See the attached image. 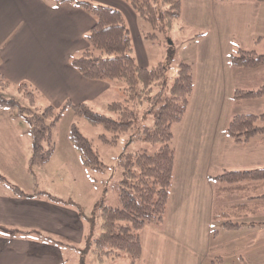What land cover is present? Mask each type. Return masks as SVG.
Returning <instances> with one entry per match:
<instances>
[{"label": "crops", "instance_id": "0c3cea01", "mask_svg": "<svg viewBox=\"0 0 264 264\" xmlns=\"http://www.w3.org/2000/svg\"><path fill=\"white\" fill-rule=\"evenodd\" d=\"M96 1L120 9L137 62L153 65L141 17L125 0ZM261 13L264 2L258 0L180 1L177 28H192L194 33L180 41L178 50L184 55L180 60L192 65L193 87L182 119L171 125L174 163L163 219L141 228L136 264H264V218L243 217L238 226L225 227L212 217L217 207L238 202L230 197L242 201L264 193V184L218 193L216 188L223 183L213 179L223 169L264 166V135L237 142L226 131L233 114L263 109L262 97L235 102L233 94L236 89L258 87L264 81V64L236 67L229 61L240 48L264 53V31L257 23ZM93 22L72 2L0 0V73L13 84L29 82L38 98L55 106L69 99L105 107L121 97L114 80L84 77L70 64L71 56L86 46L85 35ZM31 140L20 133L19 125L0 115V156ZM70 145L67 140L64 166L76 163ZM57 153L55 145L48 161ZM64 175L58 173L60 179ZM4 181L8 184L0 181V226L14 232L0 228V264H102L109 257L99 260L93 250L101 228L92 229L87 211H96L97 195L85 193L79 199L60 185L23 189L18 181ZM11 184L24 193L14 192Z\"/></svg>", "mask_w": 264, "mask_h": 264}, {"label": "trees", "instance_id": "16d2710c", "mask_svg": "<svg viewBox=\"0 0 264 264\" xmlns=\"http://www.w3.org/2000/svg\"><path fill=\"white\" fill-rule=\"evenodd\" d=\"M125 1L153 29L148 33L150 37H154L157 31L170 29L178 22L181 0ZM55 2H72L87 11L94 20L85 35L86 46L71 56L70 64L90 79L122 80L123 95L108 102L106 112L94 110L87 102L74 103L69 99L60 106L47 103L39 107L35 103L38 92L32 84L25 81L13 84L0 73V104L16 109L29 126L31 164H43L53 154L55 143L52 141V131L66 108H70L77 116H83L91 124L101 125L104 132L99 137L102 141L114 143L120 133L134 130L130 133L131 140L139 138L152 146L150 149L122 152L117 159L122 168L121 178L116 185L119 205H106L101 200L95 204L99 210L101 228L92 242L97 258L102 260L106 256L126 253L129 264H136L141 252V228L147 223L159 224L167 206L174 163L171 125L179 122L186 111L193 87L192 65L179 61L174 80L168 85L164 63L147 67L137 62L130 31L120 9L91 0ZM229 61L236 67L254 68L264 64V53L240 48L230 55ZM11 85L27 97L28 106L2 95L1 91ZM258 96L264 100V81L254 89H236L233 99L239 102ZM144 104V111L153 114V123L139 126V107ZM226 131L237 142H247L256 134L264 135V105L260 113L233 114ZM106 132H111L112 138H107ZM68 140L78 152L82 165L103 169L93 139L84 135L75 122L69 125ZM0 179L4 180V177L1 175ZM213 179L223 183L216 188L218 193L224 190L242 192L249 188L258 189L264 184V166L223 169ZM11 187L16 193H24L16 185L11 184ZM36 194L44 192L36 191ZM256 214H264V193L249 195L242 201L217 207L212 217L221 220L225 227H236L243 217ZM0 228L14 232L3 226Z\"/></svg>", "mask_w": 264, "mask_h": 264}, {"label": "rangeland", "instance_id": "374dc122", "mask_svg": "<svg viewBox=\"0 0 264 264\" xmlns=\"http://www.w3.org/2000/svg\"><path fill=\"white\" fill-rule=\"evenodd\" d=\"M99 1H94L98 3ZM104 3V2H101ZM140 17V16H139ZM141 20L145 23L143 29L144 37L147 39L146 49L147 55L150 59V66H154L159 62L166 65V81L167 84H171L176 75L177 65L180 57H184L182 52L178 50L180 41L185 39L190 33H194L192 28L180 29L177 28V23L165 31H157L154 37L148 36L149 32L153 29L141 17ZM258 29L264 31V15L261 13L258 17ZM142 30V29H141ZM264 43V41H263ZM116 91L120 97L123 95L124 83L120 79H115ZM2 95L7 98H14L18 100L22 105L28 106L27 97L20 93L16 86H9L5 90L1 91ZM123 97V96H122ZM260 97V96H258ZM97 102V101H96ZM101 102V100H100ZM36 105L42 107L47 104L43 99L37 98ZM100 105L99 102L96 104ZM264 105V103H263ZM92 105L94 110L99 112H106V108H96ZM146 109L145 104L143 107H139L140 123L139 126H148L153 123V114L151 112L144 111ZM39 111V110H38ZM0 115L13 124L20 126V133H24L27 137L31 138L30 129L24 118L18 114L16 109H11L7 106L0 104ZM75 122L78 129L87 137L93 139L94 148L98 151L99 162L102 165V170H96L82 165L78 152L76 154V163H69L64 166V157L66 154L64 145L68 140V128L70 123ZM134 130H128L122 132L117 137V140L113 142H105L100 139L99 134L103 133V127L101 125H94L88 122L83 116H77L70 108H66L63 111L62 117L55 125L52 131V141L56 145L57 155L52 157L50 161L43 165H35L29 162V156L31 153L30 144H22L19 148L13 150L7 148L9 153H4V156H0V176L2 175L7 181H18L21 188L32 189L33 186L37 188H54L58 185L65 187L66 190L71 191L72 194H76L79 199H84L85 193H88V197H94L97 195V199L101 200L104 204L119 205L116 195V185L121 178L122 168L118 165L117 159L120 154L125 151H135L142 148L150 149L152 146L145 140L134 138L130 139V133ZM107 138H112L111 132H106ZM69 142V140H68ZM72 146V145H70ZM73 148V147H72ZM6 148H4V151ZM58 173L65 174L61 179L58 177ZM6 186L8 182L0 180ZM7 183V184H6ZM39 191V190H35ZM231 201H239L234 197H230ZM84 201V200H82ZM84 203V202H82ZM89 204L91 202H88ZM93 206V205H92ZM91 206V207H92ZM88 209L90 208L87 206ZM90 216V226L93 230L99 231L100 229V216L99 210L96 209L87 211ZM94 212V213H93ZM258 218H264V214H256L245 217L244 220H256ZM102 264H129V257L126 253H120L112 257L105 258Z\"/></svg>", "mask_w": 264, "mask_h": 264}]
</instances>
